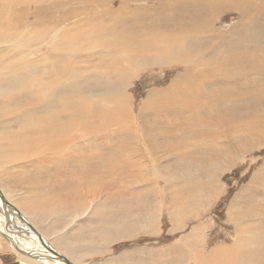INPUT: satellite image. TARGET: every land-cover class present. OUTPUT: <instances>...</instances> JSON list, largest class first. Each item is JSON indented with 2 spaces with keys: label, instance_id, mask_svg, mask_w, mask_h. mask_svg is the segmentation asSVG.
<instances>
[{
  "label": "bare ground",
  "instance_id": "6f19581e",
  "mask_svg": "<svg viewBox=\"0 0 264 264\" xmlns=\"http://www.w3.org/2000/svg\"><path fill=\"white\" fill-rule=\"evenodd\" d=\"M213 5L244 18L216 30L215 16H201ZM148 63H172L179 73L134 105L128 89ZM9 117L0 164L32 159L18 171L22 180L44 171L65 182L48 197L13 202L0 187V235L22 264H79L109 246L89 245L93 231L133 238L141 227L156 235L165 201L164 216L189 222L202 208L193 197H215L225 170L240 167L248 149L264 151V0H0V118ZM157 138L172 164L152 158ZM257 164L227 205L233 227L222 245H197L198 231L209 240L217 225L209 198L205 217L180 230L176 250L138 248L104 264H264V157ZM90 213L78 226L94 227L60 237L32 221L46 217L48 226L50 215L63 227Z\"/></svg>",
  "mask_w": 264,
  "mask_h": 264
},
{
  "label": "rangeland",
  "instance_id": "374dc122",
  "mask_svg": "<svg viewBox=\"0 0 264 264\" xmlns=\"http://www.w3.org/2000/svg\"><path fill=\"white\" fill-rule=\"evenodd\" d=\"M206 1H208V0H206ZM215 4H218V3H215ZM196 9L199 11L198 6L196 7ZM222 10H224V8H221V6L213 5V9L210 8V11L202 12L201 16L202 17H204V16L207 17L210 15L215 16L214 19L216 21L215 20L213 21L212 26H214V28L216 30H222L223 27L230 29L234 25L236 20L241 19V17L244 18V15H243V13H241V11L236 12L235 10H226V12L224 11L221 13ZM219 13H220V15H219ZM189 14H191V13H189ZM217 15L221 18H218ZM249 50H251V47H249ZM163 62H167V61L165 60ZM153 64L148 63L146 65V67H141L140 71L138 72V75L136 77L132 78L131 86H132V83H134V85L132 87L130 86V88L128 89V93H129L128 96L134 105H141L140 101L143 100L148 95V93H147L148 90H151L153 88H158V87H161V88L167 87L169 85L171 79L175 78L176 75L179 73V70H177V71L174 70L175 64H172V63L163 64L162 68H160L159 65H157L156 63L154 65ZM154 71H156V72H154ZM239 80L241 82L244 81V79H239ZM232 82H233L232 84H234L235 82H238V81L234 80ZM232 90L233 91L236 90V87H232V89L229 88V91H232ZM146 118L153 121V119H151L150 117H146ZM9 119H13V117L0 118V131L3 129L2 126L8 128L7 126H9V125H6V121ZM141 120L146 123L144 118H142ZM148 126H149V128H153V126H151V125H148ZM153 147H154V154H153L152 158L156 159L157 164L160 163V164L170 165L174 162V161H172L173 160L172 157L166 156L168 154L167 151H168L169 147L165 146V149H163L162 145L158 143V138L155 139V141L153 143ZM163 156H164L163 160H161V161L157 160L158 158H161ZM263 157H264V151H258V150H255V148H253L252 150L248 149V151L246 152V159L241 164L240 167H238L237 169H236V167H232L231 169L225 170L223 175H221L222 176L221 181H220L221 190L219 191V193L215 197H209L208 195L196 196V198L193 197V199H195V201L197 202V206L199 204L202 206V208L190 217L189 222H186L185 221L186 218H184V217L180 221L176 222L173 218L164 216L163 215V208H165V206L167 207V205H168V204H166V201H165L164 204L160 207L161 214H159V213L157 214L159 216V220H160L159 225H158L160 232H158L156 235H151V234L149 235L148 233H145L144 228H141V227L139 228V232H137V234L133 238L123 237L125 239H123L121 236L114 235L113 233H109V235H107V236L105 235L106 237L104 235L102 236V234H101L100 236H102V237H99V234H97L96 231H93L91 237L84 238V240H86L89 245L95 244L94 248H96L97 246L99 248H101V247H103V245L107 247L108 244H109V246L107 248H104V249L101 248V252L99 254L96 253L97 255L96 254H94V255L92 254V256L91 255L88 256L89 254L86 255L84 259H80L81 262L79 264H88V263L89 264H92V263L96 264V263H99L98 261H100V263L103 261L101 264H104L105 260L109 261L113 258H117L118 255L120 256L121 254L125 253L126 251L129 252V254H130V252H133L134 250L138 251L139 250L138 248H141V249H146V248L159 249L162 246L164 248L171 246V248L173 250L174 249L176 250V247H173V245H174L175 241L179 238L180 230H183L185 228H187V230H188L189 227L192 226L191 224L194 221H196L197 219H199L197 217L201 213H203L201 215L202 219H203V217H205V215H206L205 211L208 210L207 205L209 203V198H211L212 207L209 208L210 212L208 213V216H209V218L211 217V219H214V221L217 223V225H215V229L211 233L209 240H208V237L206 235L204 228L201 229L200 231H198L197 245L201 251H206L208 248L210 249V246H213L215 244L222 245L225 242L224 240H225L226 232L228 231V229H231L233 227V225H228L226 222L227 205L229 204V202H231L230 199L233 198V195H235L236 193H238L240 191H241L240 192V194H241L242 192H244L246 190V186H247V182L249 180V177L247 175L244 176V172H248V173L252 172L253 169L257 168V167H255L254 164H256V166H257L258 165L257 163ZM191 158H193L194 160H197L198 157L191 156ZM256 159H258V162L255 161ZM31 161H32V159H24L23 161L20 160V162L8 160L3 166L0 164V170H2V171H0V187L3 190V192L8 196V198H11L12 202L15 200H20L21 198H23L25 200L26 196L35 195V194H39V193H42V194H44L45 197H48L52 193L55 192V191H52V189H51L52 185L57 183V184L63 186L65 184V182H63L60 178L52 179L51 181L47 180L46 176L44 174V171H42V172L39 171V173L37 175L38 177L34 176L35 173L31 172L27 176L26 180H22V177L17 176L18 171L20 170L21 167H29ZM148 163H149L148 169L152 170L151 162L148 161ZM165 165H163V166H165ZM159 167H162V166H159ZM28 169L33 171V169H31V168H28ZM7 171H11V172L6 173ZM9 175H14V176H9ZM149 175H150V173H149ZM40 176H42V178H43L42 183H39L38 185H32V186L30 184H28V183H31V181H34V182L38 181V178ZM48 176H52V174H49ZM104 176L105 175H101V177H104ZM148 182H149V178L147 176V178H146V184L147 185H148ZM59 185H57V186H59ZM160 185L164 186L165 182L161 180ZM45 186H48L49 188L44 190ZM148 187H149V185H148ZM242 187H243V189H242ZM42 189L44 191H41ZM224 190H225L224 195L223 196L221 195L222 197H220V199H219L218 198L219 194ZM56 193H58V192L56 191ZM61 193L66 194L65 192H61ZM246 194H249L248 191L246 192ZM155 198L160 200V196H159L158 192H157V195L155 196ZM1 202H2L1 205L5 204L4 201H1ZM55 205L58 206V204H55ZM60 205L62 206V205H64V203L60 202ZM248 207L260 208V205L252 202L250 205H248ZM47 214L45 216H47ZM125 214H126V211L124 210L123 214L121 216H123ZM160 215H162L161 218H160ZM68 216H70V212H68ZM47 217L49 218L50 215H48ZM54 217L55 216H53V217L51 216V218H49V219L47 218V223H48V226L50 224V226H49L50 229L48 228V226L45 222L46 217L43 220L37 221V222L34 221L32 218L31 219H32L33 223L40 229L39 231L42 234L49 236V238L56 236L55 234H57V237H58L60 233L62 235H64L65 233H68V232L72 233V231L76 230L77 228H79V229H83V228L88 229L89 228L90 229V228L95 226V224L92 225V224H88V223H87L88 225H85L83 228L78 226V224H80V222H83L84 219H86L88 217H92L91 213L88 214L87 216L77 218L76 221L75 222L73 221L74 223H72L71 225H63V227L61 226V224H62L61 222H59V221L54 222V220H55ZM107 217H105L107 219L103 218L102 220L107 221V222L108 221L109 222H111V221L115 222L118 220V218H116V217L115 218H111L110 216H107ZM70 218H72V216ZM48 220L49 221L51 220V221L48 222ZM52 221H53V223H52ZM161 221L163 222V224ZM41 222H43L42 226H41ZM203 222H204V220L197 221V225L199 228L203 225L202 224ZM57 223H60V225L58 226ZM60 226H61V228H60ZM86 226H88V227H86ZM89 226H91V227H89ZM160 226H162V227H160ZM58 228H60L61 231ZM56 229H57V231H56L57 233L54 232V230H56ZM169 229H171L173 232L169 233ZM66 230H67V232H66ZM109 236H110V240H109ZM103 237H104V239H102ZM105 238H106V240H105ZM103 240H104V242L108 240L107 241L108 243L106 242L107 245L103 242ZM99 244L102 246H100ZM132 244H133V246H132ZM164 245H166V246H164ZM10 247H11V244L0 235V264H22L20 259L17 258L16 255H14V252L11 250L12 248H10ZM128 247H129V249H128ZM57 248L59 249V246H57ZM118 251H120L121 253L120 252L118 253ZM79 252H81V251H79ZM154 254H157V252H154ZM97 259H99V260H97ZM151 262H155V261H153L152 259H148V263H151ZM156 263L159 264V262H156ZM188 264H192L191 258H190Z\"/></svg>",
  "mask_w": 264,
  "mask_h": 264
}]
</instances>
